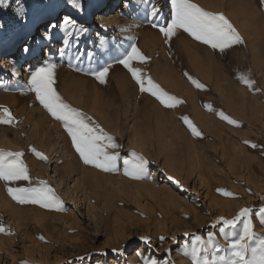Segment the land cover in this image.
Here are the masks:
<instances>
[{
    "label": "rangeland",
    "instance_id": "obj_1",
    "mask_svg": "<svg viewBox=\"0 0 264 264\" xmlns=\"http://www.w3.org/2000/svg\"><path fill=\"white\" fill-rule=\"evenodd\" d=\"M94 1L81 0L82 8ZM130 2L133 3L128 5ZM193 2L206 11L223 13L243 38L242 44L220 52L180 29L186 43L190 40V46L199 45L198 53L213 60L222 74L213 65L192 64L195 58L191 55L184 58L188 64H163L167 58L173 59L172 42L177 40L172 37L166 42L155 25L161 26V20L166 25L171 22L175 15L172 0H116L111 12L118 19L116 23L107 24L105 31L93 30L101 28L94 20V14L100 10L93 11L88 38L77 45L64 44L63 40L50 48L51 52L55 50L53 56L49 55V47L56 39L54 34L50 33V39L35 35L51 19L54 9L57 21L62 20L63 24V15L72 6L69 0H10L9 7L0 8V58L22 52L29 46L30 37L43 46L35 51L38 57L42 52L41 58L33 59V69L27 66L31 60L20 64L17 59L12 67L0 68V115L7 108L14 117L12 124L0 123V150L22 152L21 159L31 178L30 182L0 180V224L6 229L0 232V264H147L149 257L160 264H193L190 253L196 236L204 240L200 264H225L220 258L230 256L231 244L243 234L244 220L221 232L225 227L221 218L235 220L244 208L252 210L253 235L247 241V259L252 264H264V218L260 214L264 208V3ZM138 5H145V10H137ZM153 6L159 9L154 17L157 23L144 20ZM19 8L26 13L23 18L16 14ZM38 16L42 21L32 31L30 24ZM55 25L59 31L64 30L62 25ZM72 37L74 34L71 40ZM133 44L148 57L146 62H132L142 70L145 85L150 76L165 92L184 103L168 108L140 90L128 69L117 62L124 55L121 47L127 45L130 50ZM46 62L56 65L53 87L63 101L121 145L108 149L118 153V171L105 172L85 164L63 122L52 117L38 99L29 81L32 72ZM104 65L111 66L106 82L101 84L92 72ZM170 73L176 74L181 87L187 82L191 94L160 84L158 78ZM239 74L255 81L254 87L242 83ZM189 76L204 87L197 88ZM123 83L133 86L130 91L138 89L126 103H120L123 100L118 91ZM112 86L113 122L107 120L106 126L96 118V113L90 112V107L95 98L106 101ZM142 95L147 103L164 110L162 114L167 120L159 135L155 122L140 116L139 112L147 109L138 107ZM237 95L243 96L233 103L236 114L227 100ZM188 97L195 100L194 104ZM209 104L212 110L206 107ZM220 112L238 124L222 119ZM183 116L191 119L201 136L192 133L181 119ZM204 120L217 126L213 124L208 131ZM173 125L180 128L173 129ZM32 148L48 159L41 160ZM137 154L149 161L141 179L124 173V160L135 161ZM71 160L73 166H66ZM168 177L170 183L166 184ZM41 181H47L63 201L62 210L20 203L8 191L9 187H38ZM145 185L150 186L149 190L142 189ZM218 189L234 195L226 196ZM209 233L213 234L211 241ZM141 237L150 238V243L146 244Z\"/></svg>",
    "mask_w": 264,
    "mask_h": 264
},
{
    "label": "snow or ice",
    "instance_id": "obj_2",
    "mask_svg": "<svg viewBox=\"0 0 264 264\" xmlns=\"http://www.w3.org/2000/svg\"><path fill=\"white\" fill-rule=\"evenodd\" d=\"M10 0H0V8L9 7ZM264 3V0H261ZM69 3L77 9H82L81 0H69ZM175 5V15L171 19V22L166 26H159V30L166 38V42L170 41L172 37L176 36L177 31L183 29V31L189 33L197 41H201L206 45H210L213 49H219L220 52H224L226 49L231 48L235 44H242L243 38L228 20L223 13H213L206 11L204 8L194 3L193 0H172ZM159 9L155 6L151 8L150 15L152 17L157 16ZM18 16L23 18L25 11L23 8H19L16 12ZM56 25H50V28H55ZM77 25L70 17H66L63 20V29L66 35H71L72 29H76ZM83 32L86 29H79ZM45 36L51 38L50 32H46ZM29 49L25 48L27 52ZM63 55V53H61ZM148 57L144 56L142 52L133 44L129 51H126L122 59L117 62L124 65L125 68L131 73L133 78L139 83L140 90L142 92H148L152 96L156 97L162 104L168 108H174L178 104L184 103L179 98L170 95L165 92L158 84H156L152 78L147 77V86L145 85V77L142 75V70L133 66V61L146 62ZM111 65L101 66L99 69L92 72V75L101 83L106 82V77ZM56 65L54 63L46 62L44 66L36 68L30 77V85L32 89L37 93L38 99L43 106L50 112L52 117L58 121H62L65 128L70 135L76 152L79 153L83 162L87 165H93L98 169L105 172L118 171V153L110 152L108 149H118L120 144L115 142V138L111 135L103 133L102 129L98 126H92L88 122V118L79 110L73 108L70 104L63 101L56 90L53 87L54 75ZM193 84L197 88H203L204 85L193 79ZM238 79L249 88H253L255 81L250 79L246 74H239ZM209 110H212V105H206ZM4 115H0V123L12 124L14 117L9 109H3ZM220 117L227 120L229 123L238 124L237 121L225 115L223 112L219 113ZM183 122L191 129L192 133L196 136H201L202 133L198 130L197 126L191 121L188 116L181 117ZM249 143V142H245ZM252 147H257L253 144ZM32 151L41 160H47V156L42 152L32 148ZM22 152L8 153L0 150V180L6 182L14 181H31L28 168L23 162L21 157ZM124 173L134 179H141L146 174V165L149 163L143 156L136 155L135 161L124 160ZM178 183V182H177ZM10 195L20 203H33L40 204L45 208H55L62 210L63 201L56 196L54 190L48 185L47 181H41L38 187H17L8 189ZM226 196H233L234 194L223 189H218ZM251 214L252 210L244 208L235 220H225L221 218L225 227L220 231L224 232L226 228H235L237 223L244 220L243 234L238 240L231 244V252L229 257H221L225 264H252L247 259L248 255V243L247 241L252 237L251 231ZM260 214L264 218V208L260 209ZM5 227L0 224V232H5ZM185 235H188L187 233ZM43 239V237H41ZM146 244L150 243V238L141 237ZM161 240L164 237L160 238ZM213 239V234H208V240ZM204 247V240L200 236L195 237V242L191 248V258L193 264H200V252ZM119 251V250H113ZM143 255V254H141ZM83 259V258H81ZM147 264H160L158 260L148 258ZM165 264H172L171 261H165Z\"/></svg>",
    "mask_w": 264,
    "mask_h": 264
},
{
    "label": "bare ground",
    "instance_id": "obj_3",
    "mask_svg": "<svg viewBox=\"0 0 264 264\" xmlns=\"http://www.w3.org/2000/svg\"><path fill=\"white\" fill-rule=\"evenodd\" d=\"M97 1L100 2L99 5H97L98 4V3H96ZM115 1L116 0H96L94 2H91L90 5H87L85 8H82V9H77V8H74L73 6L68 7L66 13H64L63 16H65L64 18L70 17L72 20H74L76 22L77 28L71 30L72 34H74V37H72V40H71L70 39V36L72 34L71 35H66V34H64V30L63 31H59L58 27H55L56 29L55 28H51L52 30H54V31L51 32V34H54V36L56 37V39L55 40H52V42H50L51 45L49 47V55L50 56H53L54 55V52H55V50H54V52L53 51L51 52L50 48L51 47L58 46V43H61L62 44L63 43V40H64V44H71V42H72V44H76V45L79 44L80 41L83 42L84 40H86L88 38L87 35H90V33H91V32L89 33L90 29H89L88 23H90V20H92V22H93V11L95 12L97 10H100V12H98L97 14H94V16H95V19L94 20H96V22H99V24H101V28L99 27L98 29L96 28V29H93V30H97V31L104 30L105 31V29L107 27V24H114V23H116L118 21V19L112 17L111 16L112 15L111 13H108L107 14L106 13V10L107 9L106 8H103L104 3H107V4L111 5L112 3L115 4ZM131 3H133V2H130V4H128V5H131ZM124 5H127V3H124ZM121 7L123 8V6H121ZM143 7H142V5H138V6H136V9L137 10L139 9V11L145 10ZM50 17H51V19L48 20V23H45L44 25L41 26L42 29L44 27H46V29H48L49 23H51V25L52 24L53 25L56 24L55 22L57 21L58 18H57V11L55 9L50 14ZM144 20L148 21L149 23L150 22L151 23H157V19L154 18V17H152L151 15H149V12L148 13L146 12V16H145ZM41 21H42V17L41 16H38L37 18H34V20L30 24L31 30L34 31V29L38 28V26L41 23ZM160 24H161V26H165L166 25V23H164L163 20H161ZM61 25H62V29H63V24H61ZM79 29H86V31L81 32V31H79ZM45 33L46 32H42L40 35L42 36ZM75 36L77 37V39L74 41ZM29 39L31 40L32 37H30ZM39 45L40 44H39L38 41L35 43V41H32L31 40V42L29 43V46L27 47L29 50L24 53L25 56H27V57L30 56L31 57V62L28 63V65H27L29 67V69H33L32 65H31L32 62H33V59H35V58L38 57L36 55L35 51H38L40 49L39 48ZM24 49L22 50V52H24ZM121 51H122V53H125L126 51H129V48L127 47V45L122 46L121 47ZM39 57L41 58V53L39 54ZM0 62H1L0 63V68L1 67H7V68L8 67H12L13 65H15L17 63L16 59H14L13 53H11L10 55L8 54V55L2 56V58H0ZM165 69H168L167 66H166ZM201 74H204V73H201ZM205 74L207 75L206 78H210V76L208 75V73H205ZM204 78H205V76H204ZM158 79H159V81H161L160 84H162V85L164 84L166 87H168L172 91H175L176 92V91L185 90V92H187L188 95L191 94V92L189 90V86L186 84L187 82L186 83H183V86L181 87V84L180 83H182V82H180L179 78H177V76H176L175 73H170V74L165 75L163 77H160ZM131 88H133V86H129L128 83H125V84L123 83L122 87L120 89H118V91L121 94L122 100H123V101H120V103H122V102L126 103L127 100H129L128 98L131 97V95L134 92H138V89L135 88V87H134V89L132 91H130ZM110 90H112V91L109 92V94H108L109 97H107V100L106 101L105 100H101L100 98H97V99L95 98L92 101V105L90 107L91 108L90 109V112L92 114H95L96 113L99 116V117H96V118H98L99 121L105 122V124L103 122L102 123L104 125H106V126L108 124L107 123V120H111V122H113V86H112V88ZM102 93H103V91H102ZM242 96L243 95H241V96L237 95L236 97H232V98H230V99L227 100L228 102L231 103V106L229 108H231V111L236 112V114H237V111H236L237 108L234 107V104ZM141 97L142 98L138 102L139 103L138 104L139 105L138 107H140V108H147V105L148 104L150 105V103H147L148 101H147V98L145 96L142 95ZM188 101L189 102H192V104H194L193 102L195 100H192V98L188 97ZM241 112H244V111H241ZM238 113H239V111H238ZM244 115H242V116H244ZM239 116H240V114H239ZM205 120H208L209 121L210 119L209 118L208 119L206 118ZM205 120H204V122H205ZM208 121H207V123L205 122L206 124H204V123L203 124H204V127H207L208 128V131H209V130H211L213 128V124H216V123L215 122H208ZM216 126H217V124H216ZM155 128L157 130H159L157 132L158 135H159V133H160L161 130L162 131L164 130V129H161L160 127H155ZM162 131H161V133H162ZM150 135H151V133H150ZM71 164L73 166L72 160H71V162H67L66 163V166L68 165V167H69ZM86 173H87V171L84 170V174L85 175H86ZM155 176H157V174ZM152 179H155V178L152 177ZM169 183H170V178L168 177L166 184H169ZM149 188H150L149 185L148 186L147 185L142 186V189L143 190H149Z\"/></svg>",
    "mask_w": 264,
    "mask_h": 264
},
{
    "label": "crops",
    "instance_id": "obj_4",
    "mask_svg": "<svg viewBox=\"0 0 264 264\" xmlns=\"http://www.w3.org/2000/svg\"><path fill=\"white\" fill-rule=\"evenodd\" d=\"M203 6L206 7L205 5H203ZM206 8H208V7H206ZM178 31L179 32H177L176 36L173 37L175 40H177V41H174L175 42L174 44L172 42V49H174V50L170 52L171 55L173 54L171 56V58H173V59H169V58L166 59L165 58L166 60L162 61L163 64H166V65H181V64H186V63L188 64L189 62L185 61L184 58L188 57V55H191L192 58H195L194 61H191L192 64H196L198 66L213 65V66H215L214 67L215 70H218V68L214 64L213 60L208 61L207 59H205L203 56H201L198 53V50L200 49L199 45L193 44V46L192 45L190 46V40H188V42L186 43L187 38L185 36L181 35L182 30H178ZM184 42H185V47H184ZM185 49L188 50L187 53L185 52ZM174 53H176V54L174 55ZM163 56L166 57V54ZM207 57H209V55ZM218 72L221 73L219 70H218ZM202 80H204V79L202 78ZM151 108H153V109H151ZM163 112H164V110H162L161 107L156 106V104H153V105H148L147 109H142L139 113L141 114L140 116L141 117L143 116V118L146 119L147 121L151 122V120H152L153 122H155L154 128L160 127V128L164 129L165 120H167V119H165V117L163 116V114H162ZM172 128L173 129H179L180 127H178L177 125H173Z\"/></svg>",
    "mask_w": 264,
    "mask_h": 264
}]
</instances>
